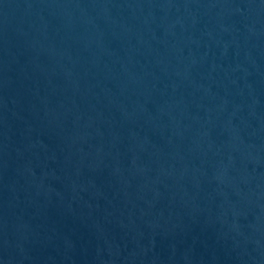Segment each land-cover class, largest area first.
<instances>
[{
  "label": "water",
  "instance_id": "95a60500",
  "mask_svg": "<svg viewBox=\"0 0 264 264\" xmlns=\"http://www.w3.org/2000/svg\"><path fill=\"white\" fill-rule=\"evenodd\" d=\"M0 264H264V0H0Z\"/></svg>",
  "mask_w": 264,
  "mask_h": 264
}]
</instances>
